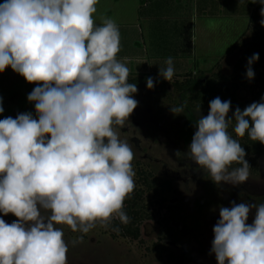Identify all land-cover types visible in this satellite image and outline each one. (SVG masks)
<instances>
[{
    "label": "clouds",
    "instance_id": "9594fccd",
    "mask_svg": "<svg viewBox=\"0 0 264 264\" xmlns=\"http://www.w3.org/2000/svg\"><path fill=\"white\" fill-rule=\"evenodd\" d=\"M98 3L0 2V73L10 67L36 85L27 96L35 118L29 112L0 119V214L17 218L10 224L0 218V264H66L60 225L87 233L96 222H129L123 208L135 187L134 154L116 129L137 107V86L117 59L118 25L110 18L94 23ZM260 15L264 27V7ZM258 60V53L248 59L249 80ZM165 64L159 77L170 83L172 58ZM146 85L154 87L151 77ZM230 108L219 97L209 102L185 154L218 187L242 185L250 176L246 152L230 126L235 137L264 144V96L243 110L237 107L234 119ZM170 110L178 115L184 109ZM213 234L217 264H264V203L220 206Z\"/></svg>",
    "mask_w": 264,
    "mask_h": 264
},
{
    "label": "rangeland",
    "instance_id": "374dc122",
    "mask_svg": "<svg viewBox=\"0 0 264 264\" xmlns=\"http://www.w3.org/2000/svg\"><path fill=\"white\" fill-rule=\"evenodd\" d=\"M194 1L197 4L196 15L193 11L188 13V8L183 7L185 10L174 17L176 23L172 19L175 26L172 30L178 31L182 42L178 47L175 44L165 47L162 40L167 39V32L165 35L162 26L156 24L147 29L149 37H153L150 39L152 51L148 53L151 64L143 65L144 67L127 65L129 76L147 75L155 81L160 78L157 75L159 67L167 66L165 61L168 57L173 60L174 76L170 83L167 81V87L161 92L155 89L156 86L148 89L146 84L137 88L134 95L137 107L129 117V122L116 129L119 138L132 148L136 188L145 189L142 180L140 182V174L148 175L151 182L170 181L172 184V191L166 202V207L171 212L164 208L161 214L155 213L153 220L143 222L138 240L115 237V231L102 224L96 225L87 233L73 232L67 225H60L68 245L66 264H217L215 255L211 252V242L213 226L219 219V207H230L232 202L264 203L263 158L258 160L255 167L249 163L250 176L244 184L235 187L223 184L218 187L185 155L189 146H185L179 137L184 126L185 109L178 115L170 110L172 106L184 107L188 104V100L175 91V82L187 81L189 75L195 78L205 77L206 81L213 74L221 73L228 77L233 74L235 65L244 53L245 48L241 44H250L256 31H264L260 24V10L264 6H252L255 0H242L241 3L240 0ZM143 2L146 0H99L97 12L93 15L94 23L101 24L104 19L110 18L114 22L124 21L121 25L126 29L133 24L144 28L146 22L139 15ZM187 22L192 23L193 32H185L190 27ZM120 31L122 46L120 45L117 56H128L134 53L135 48L131 44L133 36L123 29ZM137 36L140 37L138 34ZM144 36V40L149 41L147 35ZM140 51L141 49L138 50ZM152 52L157 53L151 55ZM253 66L254 76L260 74L264 79V65L255 67L256 63H253ZM146 72L148 73L145 74ZM27 83L10 67L0 73V99L4 109L0 119L16 117L21 113L17 101L27 93ZM256 89L261 97L264 96L263 85L259 84ZM251 94L250 83L239 90L238 101L243 107L251 104ZM30 109L36 114L33 103H30ZM195 110L196 120L199 116L208 114V108L197 107ZM229 117L234 119L231 115ZM228 131L235 138L232 126ZM148 202H152L150 198ZM157 209L155 206L154 210L152 203L148 210L154 213ZM173 212L177 213V219L163 227L161 220L164 215ZM254 216L253 209L248 223L252 222ZM0 218L9 224L17 219L12 214H0Z\"/></svg>",
    "mask_w": 264,
    "mask_h": 264
},
{
    "label": "trees",
    "instance_id": "16d2710c",
    "mask_svg": "<svg viewBox=\"0 0 264 264\" xmlns=\"http://www.w3.org/2000/svg\"><path fill=\"white\" fill-rule=\"evenodd\" d=\"M255 4L261 5L259 3V0H255L251 5L253 6ZM241 45L243 48H245L244 53L242 58L235 65L233 74L231 76L228 77L221 73H217L213 74L212 77L206 79L205 81V77L195 78L192 75H189L190 77L187 81H184L182 83H174L173 86L175 91L179 93L184 99L188 100V104L183 107L185 109V111L183 112L184 126L179 136L185 146L190 145L192 136L196 130L195 124L197 120L195 117V108H208L209 112V102L212 99L219 97L222 101L229 100L231 102L229 115L233 117V113L237 107H239L241 110L245 108L239 103L237 95L241 87L247 86L249 83L251 84V95L253 96V100L250 103L261 100V93H257L256 88L259 84L264 86V79L261 78L259 74L257 76H254L252 80H249L246 76V70L248 68V59L254 53L259 54V60L255 62V67L264 65V31L259 29L258 31H256V34H254V37L250 44L242 43ZM253 67L254 66L252 65V69L253 71H255ZM148 77L149 76L147 75L128 76V81L130 83H135L137 88H140L144 86V84H146V80ZM151 78L153 79V77ZM153 82L154 87L156 86L155 89L159 90V92L165 89L168 85L167 81L160 78L155 79V81L153 79ZM35 86V84L27 83V85L25 86L27 88V93L19 97L17 104L18 109L21 113H32L30 109L31 102L28 101L27 96ZM32 115L34 118L36 117V114L32 113ZM237 138L246 152L245 158L248 163H251L254 166L258 162V160L263 158L264 164V144L251 141L247 137V135L242 138ZM140 175V182L142 180V186L145 189H138L134 187L133 192L130 193L124 201L123 210L127 213L129 222L124 224L121 223L118 219H114L110 223H108L107 226H105L111 231H115V237L120 236L123 238H130L131 240H138L140 238L143 222L147 220H153L156 215L155 213L161 214L164 208H167L166 202L168 201L169 195L172 191V184L170 183V181L156 183L151 182L148 175ZM149 198L152 202H148ZM146 202L148 203L146 204ZM152 203L154 210L155 206L158 208L154 213L153 211L149 212L148 210L149 207L152 206ZM167 209L169 210V212H171V209ZM176 216L178 215L175 212L169 213V215H164L163 219L161 220L162 223H164L162 226H168L171 221L177 219ZM98 224L102 223L96 222L95 226ZM102 225L104 226V224Z\"/></svg>",
    "mask_w": 264,
    "mask_h": 264
},
{
    "label": "crops",
    "instance_id": "0c3cea01",
    "mask_svg": "<svg viewBox=\"0 0 264 264\" xmlns=\"http://www.w3.org/2000/svg\"><path fill=\"white\" fill-rule=\"evenodd\" d=\"M115 1L117 2L118 0H115ZM205 1H208V0H205ZM201 3H202V1H201ZM196 5L197 4L195 3L194 0H147L145 3H143L142 8L139 10L140 18L145 20L146 27L142 28L136 24H133L132 26H130L132 24L131 23V24H129L130 28L126 29L124 26L121 25V24H123L122 22H124V21L115 22L119 27V31L123 29L124 31H126V33L128 35L133 36V40H131L132 41L131 44L134 45V48H135L134 53H131L128 56L119 55V56H117V59L120 60L122 63H125L126 66L129 64H135V65H138L141 67L150 65L151 60H150V56H149L150 54H148V53L152 51V49H151L152 44L150 43V39L153 37H151V38L149 37V33H148L147 29H151V25L155 26L156 24H157V26H162V29L164 30L165 35L167 32V35H166L167 39L164 38L162 40L163 41L162 43H164L165 47L172 46L174 44L176 45V47H178L179 43H182V42H181V39L179 38V33H177L178 31L172 30L175 27V26H173L172 19L174 20V17H177V15L182 12V10H185V9H182L183 7L188 8V10H187L188 13L191 14V12L193 11L194 14L196 15V11H197ZM110 17H111V15H110ZM174 21H175L174 23H176V20H174ZM100 23H102V22H100ZM187 24H188L187 26H190V27H187L188 30L185 31L186 33L192 31L191 30L192 23L187 22ZM96 25H100V24H96ZM120 32H122V31H120ZM173 32H174V35H172ZM137 34L140 37H138ZM145 34L147 35V37L149 39V41L146 39L147 42L144 40V37H146V36H144ZM193 37H194V34H193ZM137 41H139V42H137ZM121 42L122 41H120V45H121ZM140 45H142L144 48H142ZM138 47H139V49H141L140 52H138V50H139V49H137ZM166 49H168V48H166ZM131 50H132V48H131ZM156 53L157 52H152L151 55H153V54L155 55ZM138 57H141V58H138ZM147 73L148 72H146L145 74H147ZM150 73H152V72H150ZM152 74H154V73H152ZM157 75H159V74H157Z\"/></svg>",
    "mask_w": 264,
    "mask_h": 264
}]
</instances>
